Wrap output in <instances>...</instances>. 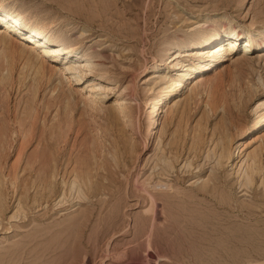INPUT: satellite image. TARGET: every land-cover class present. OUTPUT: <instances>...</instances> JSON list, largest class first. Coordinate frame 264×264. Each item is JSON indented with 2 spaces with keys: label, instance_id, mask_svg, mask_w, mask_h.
Masks as SVG:
<instances>
[{
  "label": "rangeland",
  "instance_id": "obj_1",
  "mask_svg": "<svg viewBox=\"0 0 264 264\" xmlns=\"http://www.w3.org/2000/svg\"><path fill=\"white\" fill-rule=\"evenodd\" d=\"M0 2L29 30L47 25L45 34L87 59L106 81L98 93L108 95L92 96L47 65L40 76L38 63H6L0 48V188L9 200L0 212V264H264V187L257 178L241 192L235 171L258 150L264 165V125L248 134L264 111L255 109L264 102V48L242 56L239 41L230 61L213 58L167 102L154 137L145 134L153 99L175 77L165 51L214 29L222 33L214 55L223 54L232 30L241 38L264 35V0ZM156 66L161 72L153 76ZM110 92L123 102L118 116ZM193 137L197 154L189 149ZM170 139L181 155L170 172L152 177ZM218 140L231 154L216 170ZM184 163L190 175L181 173ZM143 181L159 183L156 197L181 198L173 204L191 198L182 211L149 204ZM142 220L149 224L143 230Z\"/></svg>",
  "mask_w": 264,
  "mask_h": 264
},
{
  "label": "bare ground",
  "instance_id": "obj_2",
  "mask_svg": "<svg viewBox=\"0 0 264 264\" xmlns=\"http://www.w3.org/2000/svg\"><path fill=\"white\" fill-rule=\"evenodd\" d=\"M215 17L218 21L222 20L221 16L216 15ZM0 22H1L0 25H2V26H0V48H2V52H6L9 54V55L5 56L4 60L6 61V63L12 64V63H17V62H21V63L23 62L22 63L23 66H29V67L34 66L36 63H38L39 67H38V70L36 71V74H38L40 76H44V74L47 72L46 69H48L47 66H50L54 71H57L59 73V74L58 73L57 74L61 78H63L65 80V82L70 81V79H69L70 77L67 76V74H69V75L73 76V78L77 81V86L79 84H81V86H84L86 88L85 92H87L88 94H90L92 96L102 95L103 99H101V100H106V98L108 96L107 94L98 93L100 91V88H98V86L100 85V82H105V84H106L104 76L100 72H95V70H92V68H91L92 66L90 67L89 63L87 62V59H85L83 56H81L77 52H75L74 48H68L67 46L64 45V43L57 40V38L54 39L51 36H48L47 34H45L44 28L47 25L43 26V25L37 23L39 25L37 28H35L33 30H29L28 28H26L25 26L22 25L21 17L18 14H16L15 12L5 9L1 2H0ZM14 25H17V27L15 29L16 31L13 32V34H12L10 32L14 30V28H13ZM221 35H222V33H220L218 29L209 30V31L203 32L199 35H196V36L194 35L193 37L188 38L187 40H184L179 45L170 47L165 51V54H164L165 59L164 60L167 62L169 68L174 69L175 77L169 79L167 81V83H165L166 86L164 85L165 87L164 88L162 87V89L160 91H158L159 94L157 95V97H155L153 99V101H152L153 104L149 108V112H148L149 116H152V119H151V121H149L150 123H149L148 127L146 128V131H145L146 135L154 137L155 130L158 127V123H160V121L165 117V113H166L165 107L167 105V102L170 99H172L174 94L180 89V87H182V85H183L182 83L185 84V82H187L188 80L194 79L193 75L195 76V74H197L204 67H206L207 64L210 63L213 58L217 61H222V62L223 61H230L232 59L230 57L231 53H232V49L234 48V46L237 45V43L239 41L243 42V47H242V50L240 52L242 56L247 54L249 51H253L256 48H264V35L257 36L255 38H251L250 36L241 38V37H239L238 33H236L234 30H232L231 36L227 39L228 44L225 46V49L222 50V48H221V50L223 51V54L214 55V54H212V53H214L213 50L217 48L216 43L218 42V40H220ZM197 47H199V48L197 49L195 56H193V58H190L188 54L190 53V51L192 49H195ZM181 57H187L188 59H187V61L182 62L180 59H177V58H181ZM6 66H9V65L7 64ZM36 69L37 68H35V70ZM48 70H50V69H48ZM160 72H161V69L158 66L153 67L151 69V71H149V73L153 76L158 75ZM189 78H191V79H189ZM68 85H69L68 86L69 91H75L76 90V88H75L76 86H72L71 84H68ZM101 90H102V87H101ZM111 94H113V93H111ZM113 97H115V100H116L114 113H115V116L116 115L118 116V112H122V111L125 112V108H124L123 102L120 101L121 98H118L119 97L118 95L113 94ZM261 106H264V102L259 103V105H257L255 109L259 110L258 108H260ZM160 116H161V119L158 122V119ZM263 125H264V111L261 114H259V116L256 118V120L254 122H252L250 128L248 129V134L256 132ZM198 140H200V139H197L196 137L192 138V143L190 144V146L191 145L192 146L189 148L191 152L194 150L196 151V148H199V147H197L199 144ZM215 140H216V138H215ZM218 141L220 142V144L223 142V141L221 142L220 140H218ZM168 143L169 144L166 145V147L168 146L167 150H165V151L161 150V152L160 151L158 152L161 154V156H160V158H157V161H156V163H154V166L152 169L157 168V167H159V168L157 171L152 173L153 174L152 177H156V175H158V174H160V177H162L161 175H164L163 173L165 171L168 172L169 170H171L173 168V163L178 161V155L179 156L181 155L180 153L178 154L179 150H177V149L179 147L176 149V146H173L174 141L172 139H170V141ZM200 144H202V143H200ZM204 144H205V142H204ZM212 144H214V142H212ZM222 144L224 147L220 146L219 153H218V151H213V154L215 152L218 153V155H216V157L214 156L215 165H216L215 168L216 167L220 168L221 160L223 161L224 159H228V156L231 154L228 151L229 148L227 149L225 146L226 143H225V145H224V142ZM202 146H204V145L202 144ZM215 147H218V145L216 144ZM159 150H160V148H159ZM195 151H194V153H195ZM261 152H262V150H261ZM167 153L169 155L171 154V156H169V157H172L171 160H169V158L167 157V155H166ZM254 153H255V151H254ZM196 154H197V151H196ZM196 154L195 155L193 154V156H197ZM165 156L168 159H166ZM206 156H205V159L210 158V156L209 157H206ZM251 156H253V157H251ZM251 156L250 157L247 156L248 159H250V163H248V161L246 159L241 160V161L239 160L240 164H239L237 170H235L236 174H237L236 176L238 179L239 187L242 188L241 192L246 191L247 188H250L249 185L251 186V184L253 182L255 183L257 178L260 180L262 187H264V165L261 167L260 165L262 163H261V160H259L261 158L262 154L259 153V150H258V153L255 154V156L254 155H251ZM237 157H238V153L236 154V157L234 159H237ZM155 158L156 157L154 156V159ZM188 158H189V156H188ZM211 158H212V154H211ZM193 159H194V157H193ZM208 159H207V161H208ZM147 162H149V161L146 160V163L144 166L147 165ZM152 164H153V162H152ZM263 164H264V162H263ZM183 165H184L183 167H186V169L187 168L188 169L185 171L182 170L181 173H183V174L187 173L188 174L189 169H191L189 167H191L192 165H190V163H184ZM198 168L200 169L199 166H198ZM213 170H214V168H213ZM216 170H218V169L216 168ZM216 170H215V172H216ZM213 173L214 172H212V174ZM150 175H151V173H150ZM188 175H190V174H188ZM88 176H90V175H88ZM83 179L85 180V178H83ZM85 181H84V183H85ZM74 182H75V179H74ZM74 182L70 183L69 191L73 190L72 188L76 184ZM147 182L143 181V183H142V188H141L142 196H141V198L144 201H147L149 204H151L152 202L154 203L156 200H159L160 202H162V204L163 203L167 204L172 208L178 209L180 207L178 210L182 211V210H184L183 209L184 205L188 202V199L191 198L190 196L185 194L182 196L183 201H181L180 203H174L173 204L174 200L181 199V198L177 197L176 194H173L170 197L165 196V195L162 197L161 196L156 197V188L159 187V183H157V185L154 184L153 186H149L151 183L149 184ZM84 183H82L83 186H84ZM87 183H88V185L85 183L86 184L85 186H88L87 187V191H88V190H91V188L93 187V182L89 178ZM261 185H259V186H261ZM44 186H45V189H47V192L49 195L54 193L53 182H51V178L49 181H45ZM255 186L256 185H254V187ZM25 190H26V188H25ZM78 191L81 192V190H78ZM163 194H164V191H163ZM7 199H9V198H7ZM62 200L60 203L63 202ZM8 204H9V200L5 202V198L3 197V193H2L1 188H0V212L6 211L9 208ZM177 204L179 206H177ZM185 209H186V207H185ZM12 218L13 217H11V219ZM14 221H16V220H14ZM139 225H140V223H139ZM147 225H149V224H147ZM147 225H146V221L142 220L140 227L144 228ZM143 228L141 230H143Z\"/></svg>",
  "mask_w": 264,
  "mask_h": 264
}]
</instances>
